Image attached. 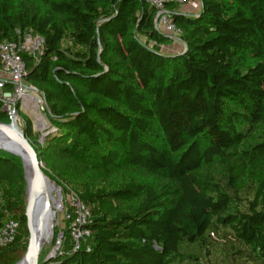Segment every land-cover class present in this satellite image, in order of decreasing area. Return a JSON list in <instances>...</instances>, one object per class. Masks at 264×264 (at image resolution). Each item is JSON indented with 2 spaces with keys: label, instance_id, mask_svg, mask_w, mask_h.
Returning a JSON list of instances; mask_svg holds the SVG:
<instances>
[{
  "label": "trees",
  "instance_id": "1",
  "mask_svg": "<svg viewBox=\"0 0 264 264\" xmlns=\"http://www.w3.org/2000/svg\"><path fill=\"white\" fill-rule=\"evenodd\" d=\"M201 3L167 6L186 49L166 56L148 0H0V44L45 41L27 83L51 130L39 142L21 115L27 139L91 214L89 250L67 221L62 253L39 264H264V0ZM15 154L0 151V228L19 223L0 264L20 262L30 236Z\"/></svg>",
  "mask_w": 264,
  "mask_h": 264
},
{
  "label": "built area",
  "instance_id": "2",
  "mask_svg": "<svg viewBox=\"0 0 264 264\" xmlns=\"http://www.w3.org/2000/svg\"><path fill=\"white\" fill-rule=\"evenodd\" d=\"M149 5L156 10L155 28L163 35L173 39H180L181 30L173 22V12L167 9L168 5L189 6L194 10H201V0H148ZM15 39L0 44V103L3 112L10 120L20 123V108L27 110L25 100L31 94L39 92L27 83L28 68L26 57L34 62L41 59L45 41L41 36L29 32L17 31ZM9 86L10 89H7ZM39 93V94H38ZM41 100V99H40ZM41 101L38 103V108ZM28 111V110H27ZM65 220L70 221V234L74 243V250L86 246L89 250L92 234L86 228L90 222V210L73 193H67ZM19 235V223L15 220H6L0 228V248L12 244ZM63 235H60L57 244H61ZM59 247V246H58Z\"/></svg>",
  "mask_w": 264,
  "mask_h": 264
},
{
  "label": "water",
  "instance_id": "3",
  "mask_svg": "<svg viewBox=\"0 0 264 264\" xmlns=\"http://www.w3.org/2000/svg\"><path fill=\"white\" fill-rule=\"evenodd\" d=\"M40 101L41 100L39 99V102ZM9 137L12 138V140L8 144L14 146L16 149L24 153L28 163L33 169L34 174L33 182L29 184L26 179L24 165L22 164L24 169V179L26 181L25 216L27 219V227L30 236L27 253L17 264H23L25 259L29 257L31 251L32 255L27 264H39L40 252L34 242L33 233L40 235L45 231L47 225L53 220L49 203L43 197L42 185L46 176L43 172V164L40 162L39 157L27 139L26 134L21 129L16 127L12 120L10 124L0 123V141H6ZM0 151L13 156L10 152H8L6 149H3L2 147H0ZM57 246H59V244H57Z\"/></svg>",
  "mask_w": 264,
  "mask_h": 264
},
{
  "label": "rangeland",
  "instance_id": "4",
  "mask_svg": "<svg viewBox=\"0 0 264 264\" xmlns=\"http://www.w3.org/2000/svg\"><path fill=\"white\" fill-rule=\"evenodd\" d=\"M178 11L181 13H185V14H197V13H199L200 10L199 9L194 10L192 7H189V6H179ZM140 41H142V43L146 42L148 44L149 48H152L154 46V43L147 42V39L144 37H141ZM70 46H71V43L69 40H67L63 44V49L66 50ZM185 49H186L185 45L179 39H173L171 44H168L166 46L161 47V53L166 55V56H171V55L173 56V55H178V54L184 53ZM39 97L41 99V104H40L38 109H39V114L43 120L42 124H40V125L36 124L37 123L36 117L34 115H31L25 109L20 108L19 113H20V115L25 116L26 118H28L31 121L32 130L35 133V136L37 137L39 142L43 143L44 140L46 139V136L48 135L49 131L51 130V125H50V121L48 119V109L46 106L45 98L41 94H39ZM1 111H3L2 108H1ZM10 123H11V120L9 118L8 124H10ZM16 123H17L18 128L21 129L25 133L26 124H25L24 120L22 119V117H21L20 123H18V121H16ZM1 124H3V123H1ZM15 155L18 158H20V156H18L19 154L18 155L15 154ZM21 163H22V161H21ZM22 167H23V165H22ZM59 189L61 190L62 204L63 205H62L60 213L55 215L52 237L42 247L40 255H39V263H41L43 261L46 262L49 259L55 258V257L59 256L63 251L62 242L64 240V235L67 231V229H66L67 222L65 220L67 193L66 192L64 193L60 187H59ZM68 228H69V226H68ZM55 231H57V233H58L56 238H55ZM60 235H63V238L61 240V244L58 247L57 243H58V239H59Z\"/></svg>",
  "mask_w": 264,
  "mask_h": 264
},
{
  "label": "bare ground",
  "instance_id": "5",
  "mask_svg": "<svg viewBox=\"0 0 264 264\" xmlns=\"http://www.w3.org/2000/svg\"><path fill=\"white\" fill-rule=\"evenodd\" d=\"M26 103V107L28 112L31 115H34L37 119V123L38 125L42 124L43 120L39 114V109H38V103H39V99L38 96L36 95V93L31 94L29 97L26 98L25 100ZM13 123L17 126L16 120H13ZM10 140V141H8ZM12 138H7L6 141H0V147H2L3 149H6L8 152L15 154L9 150H12L14 152H16L17 154H19L22 164L24 165V169H25V174H26V179L28 181L29 184H31L33 182L34 179V174H33V169L30 166V164L28 163L26 156L24 155V153H22L20 150L16 149L14 146L9 145L8 143L11 142ZM13 142V141H12ZM43 197L48 201L50 209H51V215L53 220L47 225L45 231L43 233H41L40 235L33 233V238H34V242L36 244L37 249L39 250V252H41L42 247L51 239L52 237V231H53V227H54V220H55V215L59 214L62 208V194H61V190L58 188V186L51 182L47 177L44 179L43 181ZM32 255V251L29 254V257H27L24 261L23 264H27L30 257Z\"/></svg>",
  "mask_w": 264,
  "mask_h": 264
},
{
  "label": "crops",
  "instance_id": "6",
  "mask_svg": "<svg viewBox=\"0 0 264 264\" xmlns=\"http://www.w3.org/2000/svg\"><path fill=\"white\" fill-rule=\"evenodd\" d=\"M163 47V46H162Z\"/></svg>",
  "mask_w": 264,
  "mask_h": 264
}]
</instances>
